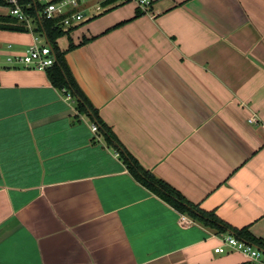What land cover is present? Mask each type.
Here are the masks:
<instances>
[{
  "label": "crops",
  "instance_id": "obj_1",
  "mask_svg": "<svg viewBox=\"0 0 264 264\" xmlns=\"http://www.w3.org/2000/svg\"><path fill=\"white\" fill-rule=\"evenodd\" d=\"M106 1H89L93 12L64 44L57 40L61 50L77 45L66 54L75 79L143 166L264 238V0H154L147 11ZM98 4L115 11L99 17ZM9 13L0 4V15ZM33 41L31 31L0 29L8 54ZM7 61L0 264L246 259L241 250H214L220 235L237 236L232 229L204 225L138 181L45 70Z\"/></svg>",
  "mask_w": 264,
  "mask_h": 264
},
{
  "label": "trees",
  "instance_id": "obj_2",
  "mask_svg": "<svg viewBox=\"0 0 264 264\" xmlns=\"http://www.w3.org/2000/svg\"><path fill=\"white\" fill-rule=\"evenodd\" d=\"M110 1L111 0H107L106 3ZM21 3L24 11L32 18L34 33L40 35L44 33L56 54L55 64L46 70L51 83L59 89L66 88L72 94L78 115L81 113L85 114L98 125L99 135L108 146L116 150L119 157L123 160L134 177L152 192L173 205L181 213L187 214L189 217L203 223L204 225L215 227L220 231H225L226 228H230L237 236L264 249V238L255 236L248 230V228H235L230 226L216 215L215 212L201 208L199 204L189 200L180 190L140 163V161L126 148L112 127L103 120L98 108L94 106L75 79L68 65L66 54L69 50L77 47V45L70 43L68 49L61 50L57 44L58 38L67 33L69 34L73 28L66 29L59 24L58 20L46 19L41 16L40 11L44 4L39 0H21ZM0 4L7 7L9 6V3L6 0H0ZM140 13V10H138L136 15H139ZM0 29L19 32L31 31L25 20H20L18 17L13 16L10 13L0 15ZM87 40L88 39H84L82 44Z\"/></svg>",
  "mask_w": 264,
  "mask_h": 264
},
{
  "label": "built area",
  "instance_id": "obj_3",
  "mask_svg": "<svg viewBox=\"0 0 264 264\" xmlns=\"http://www.w3.org/2000/svg\"><path fill=\"white\" fill-rule=\"evenodd\" d=\"M9 3V11L13 16L20 20H25L28 28L34 33V24L30 15L24 11L21 0H6ZM44 4L40 11L41 16L46 19H55L59 21L66 29L76 28L87 18V4L89 0H41ZM112 2L128 3L134 2L143 11H147L154 0H112ZM102 4L95 6L96 12L103 9ZM93 12V9H91ZM39 36L34 33L33 43L23 53L12 54L7 57L9 62L21 63L25 67L39 70H47L56 62V54L51 44H41ZM68 98H73L72 94L66 89H61ZM251 121H256V117H251ZM92 130L97 134L99 127L94 122ZM117 155H119L117 153ZM183 219L187 217L182 215ZM221 243L214 248L215 252L225 253L229 250H241L246 259L239 264H264V249L254 245L244 239L238 238L233 234L220 235Z\"/></svg>",
  "mask_w": 264,
  "mask_h": 264
},
{
  "label": "rangeland",
  "instance_id": "obj_4",
  "mask_svg": "<svg viewBox=\"0 0 264 264\" xmlns=\"http://www.w3.org/2000/svg\"><path fill=\"white\" fill-rule=\"evenodd\" d=\"M89 1H92V0H89ZM106 8L103 7V9L100 10V12H104L102 14L99 15L100 16H103V17H109L110 15H112L111 12L115 11V9H110V10H105ZM87 14L91 13V11L89 9L86 10ZM98 17V16H97ZM78 29V28H77ZM73 30H71V33H72ZM68 36L69 34H65L62 36V38L59 40L61 44H64L66 42V40L68 39ZM69 40V39H68ZM33 43V42H32ZM11 55V54H8L7 51H6V48H0V61H7V57ZM9 62V61H7Z\"/></svg>",
  "mask_w": 264,
  "mask_h": 264
},
{
  "label": "water",
  "instance_id": "obj_5",
  "mask_svg": "<svg viewBox=\"0 0 264 264\" xmlns=\"http://www.w3.org/2000/svg\"><path fill=\"white\" fill-rule=\"evenodd\" d=\"M259 247V246H258Z\"/></svg>",
  "mask_w": 264,
  "mask_h": 264
}]
</instances>
